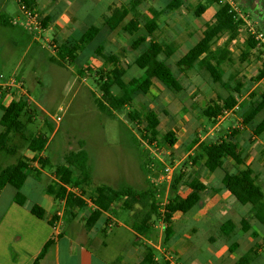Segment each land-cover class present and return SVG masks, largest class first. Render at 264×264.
<instances>
[{"label": "rangeland", "instance_id": "obj_1", "mask_svg": "<svg viewBox=\"0 0 264 264\" xmlns=\"http://www.w3.org/2000/svg\"><path fill=\"white\" fill-rule=\"evenodd\" d=\"M127 1L117 0L116 6ZM201 1L182 0L183 6L176 12L164 11L169 0H150L138 8L141 15L148 18L151 17L147 12L149 8L165 12L161 15V19H158L159 30L154 35V39L159 43L171 41L180 43L179 50L167 60L166 65L170 63L169 66L182 90L175 93L153 80V87L147 95L138 96L129 107L118 113H112L113 117H109L105 112L109 109L102 101L94 81L95 73L104 71L108 67L102 63L101 59L90 55L102 43V54L117 57L118 65L125 70V81L137 77L139 72L132 64L140 51L132 52L129 49L134 37L119 33L109 34L103 28L97 38L82 51V54H79L74 62H60L61 65L51 63V60L56 58L54 49L60 42L67 41L68 29L71 36L79 37L85 31V27L78 22L85 16L83 24L89 20V24L99 26L101 17L107 13L108 3L113 1L41 0L39 4L44 7V10L33 8L40 22L38 27H23L15 30L0 26V64L2 66L0 76L3 80L11 75L19 79L22 83L20 92L26 94L28 101L22 102L18 98L19 89L10 90L9 93L13 92L16 97L14 101L24 107V115L20 121L25 124L32 137L41 135L47 138V144L41 157H48L51 166L45 168L44 173V170L41 171L39 178L33 177L34 179L31 178L33 176L31 168L34 167L29 166L26 169L29 172V178L19 190L24 198L23 206L26 209L35 204L45 209L44 218L37 220L39 223L45 225L53 217H49L46 213V207L51 204L61 209L57 214L60 216H56L61 218L64 201L57 203L47 197L45 191L42 192L44 186L54 181L52 173L54 166L62 162L66 154L84 150L91 169L90 184L87 187L80 186L79 191L76 189H71V191L86 201L87 207L90 208H92L89 202L90 195L95 187L101 185L113 189L128 187L138 191L153 186L157 190L156 198L161 207L167 202V190L173 177L182 178L183 183L178 190L180 198H183L186 191L185 183L189 180L196 179L206 186L207 190L199 194L200 201L191 211L184 215L175 214L173 216L170 237L184 246L185 250L180 253L181 259L176 254H167L169 241L164 242L161 224L151 225L154 231L151 235V242L156 249L153 246H146V249H153L157 259L156 263L166 264L164 257H172L183 264H207V262L216 264L221 257L224 264H228L229 247L236 244L237 249L232 254L235 257L233 260L235 263L239 257L249 251V247L255 245V238L248 233H242L241 228L240 232H236L233 236L231 233L223 235L218 229V226L226 221H231L235 227H240L242 218L249 214L248 207L238 204L221 185L224 174H234L237 166L226 160L223 162V167L216 169L213 173H208L203 168L202 161L198 159L201 154L197 147L199 144L215 143L232 135L231 140L237 142L245 165L251 167L261 191L264 192V149L256 151L258 149L255 148L257 141L260 142V139L264 138V133L259 138L253 137L251 131L241 122L243 116L240 117L249 109L248 103L257 102L260 94L264 92V78L257 83L254 82L262 64L258 52L264 49L257 47V50L249 53V57L244 62L239 61L240 54L246 50V40L250 36L264 35V0H217L201 17L196 18L192 14V8ZM223 3H229L238 20L242 21L236 34V40L228 41V36L224 34L211 45L213 60L218 58L222 50L230 53V62L228 60L222 63L213 61L217 63V69L223 80L228 82L225 88L219 84H213L202 70L193 69L180 74L174 64L188 51L190 46L201 38L202 31L211 15L213 16ZM44 13H47V16L50 15L49 18L52 20L46 28L41 25ZM4 14H8L10 19L13 18L19 26L24 23L23 14L16 0H0V17L4 18ZM76 29L77 34H73ZM47 30L50 33L49 36H53L56 32L55 37L46 38L48 35L44 36V34ZM188 33H191V37L187 36ZM42 34L43 39H49L48 42H41ZM34 37L41 38L38 42L33 39ZM82 68L83 76L77 73ZM238 84L240 89L238 94H235L234 87ZM114 93L120 95L117 92ZM228 95L238 98L237 103L240 108L237 112L226 117L217 115L208 118L202 115L207 108L220 105ZM129 110L139 113V125L133 126L128 122L126 115ZM148 112H155L159 121L157 127L159 142L157 140V143H153L152 146H149L147 142H142L139 134L140 131H144L142 119ZM262 120H264V109L252 124L256 126ZM168 131L175 133L176 147L174 145L170 148L163 142L162 137ZM193 142L197 146L194 151L189 152ZM10 146L15 151L14 155H0V169L14 165L21 158L29 159L25 156L27 142L21 140L18 135H12ZM251 148L255 151L251 152ZM28 155L32 156L29 153ZM191 159H194L196 163L192 164ZM30 164L32 162L28 165ZM166 170L169 171L168 174ZM73 175L78 176L74 171ZM212 188L219 189V192ZM7 192L15 193L16 191L11 187L6 188L1 198L0 219L10 201V195L6 194ZM119 207L120 203L117 202L112 205V210L107 212V216L103 215L102 232H98L90 248L83 245L86 234L84 221L89 216L88 212H77L75 219L69 224L58 222L60 226L56 227V233H60L66 241L70 239L74 242L73 254H77L79 250L84 253L91 249L97 256L109 260L114 259L116 262L114 264H121L122 257H125L128 251V246L136 248V244L141 240L134 237L131 243L133 236L123 226L130 229L131 227L130 224L124 222L126 213ZM160 212H162L161 209ZM235 212L238 213L239 222L233 221V218L236 219ZM78 214L79 219H77ZM198 214L209 219L210 227L194 223V219H199L196 217ZM28 219L34 218L31 216L21 218L19 215L16 221L23 220L25 223ZM6 221L15 222L13 214H9ZM75 221L77 222L72 224ZM254 223L259 226L261 232H264V228L254 221L250 222V226L252 227ZM182 225L186 226V230H181L182 227L179 229ZM108 226L111 227L105 233ZM51 238L57 241V235L52 234ZM86 241L89 239L86 238L84 244ZM224 243L227 244L228 249L225 254H220L223 248L220 246ZM62 245H66L68 250L70 244ZM208 245L213 246V249L204 250ZM246 247L248 251L244 249ZM250 250H255L256 253L252 262L257 257L256 262L252 264H264V241H259ZM50 259L48 258L47 264H51Z\"/></svg>", "mask_w": 264, "mask_h": 264}, {"label": "trees", "instance_id": "obj_2", "mask_svg": "<svg viewBox=\"0 0 264 264\" xmlns=\"http://www.w3.org/2000/svg\"><path fill=\"white\" fill-rule=\"evenodd\" d=\"M37 1L16 0L17 5L23 7L28 12L33 11ZM148 1L150 0H128L119 6L113 3L110 4L106 9V15L101 17L99 26L91 25L87 27L79 37L73 38L70 42L67 41L69 44H60L54 49L58 60L53 58L51 63L61 65V63L74 62L79 54H82V51L97 38L103 28L109 34L119 33L128 37H134L129 45L130 51L136 52L142 49L132 64L139 72L137 77L125 81V70L118 65L116 56L102 54V43L90 55L91 57L95 56V58L101 59L102 63L108 67L104 71H97L94 75V81L102 101L110 110H105L109 117L114 116L112 113H118L129 107L133 102V96L146 95L152 87L153 80L175 93L182 90L181 85L166 65V61L179 50L180 43L175 41L159 43L154 39V35L159 30L158 19L165 13L164 11L176 12L183 6V2L182 0H169L163 12L149 8L147 12L151 17L148 18L141 15L138 9ZM216 1L202 0L192 8L193 16L196 18L201 17ZM0 19V26L18 30L19 27L12 25L10 20H5L2 17ZM49 21V18L46 17L42 20L41 25L43 28L49 25ZM241 24L242 21L238 20L232 7L228 3H223L222 7L206 23L200 40L175 62L177 72L183 74L193 69L202 70L213 84H219L225 88L228 82L223 80L217 69V63L213 61L222 63L228 60L230 62V53L229 51L222 50L218 58L213 60L210 49L212 43L221 35L226 34L228 41L236 40V34ZM190 35L191 33L187 34V36ZM245 44L246 50L240 54V62H244L249 57L251 51L257 50V43L252 38H248ZM258 53L262 64L256 75L255 83L264 78V50H259ZM77 73L83 76V68L79 69ZM239 89V84L234 87L235 94H238ZM114 92L120 95L118 96ZM5 93L8 94L9 90H2L0 92V103L1 96ZM237 101V97L228 95L227 98L222 100L220 105L207 108L202 115L208 118L217 115L221 116L224 111H231L236 105H238L239 110L240 107ZM248 105L249 109L243 115H240V117L243 116L241 122L244 126L249 125L255 116L264 109V92L260 94L257 102L253 104L248 103ZM23 108L19 102L15 101H11L7 106L0 104V110L2 111L0 118V155H14L15 151L10 146V139L12 135H18L21 140L27 142V151L34 157V161H36V167L31 168V171L35 178H39L40 172L50 166L48 157H41L47 144V138L41 135L36 137L31 136L25 124L20 121L24 115ZM126 118L133 126L139 125L140 115L138 112L129 110ZM142 123L144 131L139 132L141 141L147 142L149 146H152L153 143H157L159 136L157 130L159 125L158 116L155 112H148L142 119ZM263 133L264 120L258 123L252 130V135L255 138L261 137ZM232 137V135H229L228 138L215 143L199 144L197 148L201 157L198 159L203 160L202 166L208 173H213L216 169L222 167L223 162L226 160L237 166L234 174H224L221 179V185L238 204L248 207L249 214L241 220V232L249 233L251 237L256 238L257 234L251 231L250 222L254 221L264 228V194L256 181L251 167L245 165L237 142L232 141ZM162 139L170 148L177 142L175 133L172 131L166 132ZM193 146H195V142H193ZM191 160L192 164L196 163L194 159ZM30 162L32 161L29 159L21 158L14 165L0 169V190L6 186L16 190L13 201L20 207L24 205V198L20 195L19 190L27 180L24 170L29 168L31 164H28ZM73 171L78 176H74ZM52 173L54 181L45 187V195L57 203L64 201L60 220L64 224H69L75 219L77 212L87 208L86 201L71 191V189L79 191L80 186L87 187L90 184L91 169L88 166L87 153L84 150H79L66 154L62 162L54 166ZM181 179V177H173L169 182L167 190L168 199L163 207L160 206L161 204L156 198L157 190L153 186L143 191L128 187L113 189L105 185L95 187L89 199L93 209L84 221L85 230H90L103 214L111 211L112 205L119 202V209L126 213L124 222L130 224L136 238L151 241V235L154 232L151 225L160 223L162 226L161 230L164 232V242L169 241L173 216L175 214L184 215L191 211L200 201L199 194L207 190L206 186L198 180L192 179L185 183V187L190 193L185 198H180L178 190L183 183ZM160 209L162 212H160ZM29 212L36 219L42 220L44 218L45 211L39 205H33ZM57 221L58 218L53 216L49 220L48 225L53 227ZM234 228L231 221H226L220 226L219 230L223 235H228ZM58 238L59 236H57ZM55 242L50 238L32 264H39ZM236 249L237 245L232 244L229 247V252L233 253ZM154 255L153 249L147 248L138 264H158ZM254 255H256L255 250H249L235 264H250Z\"/></svg>", "mask_w": 264, "mask_h": 264}, {"label": "crops", "instance_id": "obj_3", "mask_svg": "<svg viewBox=\"0 0 264 264\" xmlns=\"http://www.w3.org/2000/svg\"><path fill=\"white\" fill-rule=\"evenodd\" d=\"M40 1L41 0H38L37 1L36 4H38V5H37V7H34V8H36L38 10H44V7L41 4H39ZM111 1H113V2H109L108 3L109 5L112 4V3L116 5L117 0H111ZM18 8H19V6H18ZM19 10H20V8H19ZM20 12L22 13L21 10H20ZM3 17H4L5 20H10V22H11L12 25H15L17 27L19 26V25H17L14 22V19L13 18L12 19L9 18L8 14H4ZM45 17L46 18H49L50 15L47 16V13H44V18ZM161 17H160V19H161ZM211 17H212V15H211ZM83 19H80V21L78 22V24L83 25V27H85V30H86V28L89 27V26H91V24H89V20H88V22H86V24H83V22H84ZM23 20H24V15H23ZM49 20H50L49 23H51L52 20L50 18H49ZM20 26H19V28L26 27L23 24H21ZM65 28L67 29V27H65ZM20 30H23V29H20ZM55 34H56V32H55ZM55 34H53V36H49L50 33L47 30V32H45L44 36L45 35H48V37H46V38H49L50 39L51 37H55ZM68 34L69 35L67 37V41L68 40H72L73 38H76V37L71 36V34L69 33V29H68ZM73 34H77V29H76V31H74ZM38 35L40 36V34H38ZM40 38L41 37H38V38H35L34 37L33 39H36L35 41H38L39 42V39ZM41 39H42L41 42H48L49 41V39H47V40L43 39V34H42V38ZM67 41L60 42L58 45L69 43ZM191 47H193V46H190L188 48V50ZM141 50L142 49H140L138 51L141 52ZM35 51H37V50H35ZM171 63H174V62H171ZM166 64H167V61H166ZM169 64H168V67L170 68ZM1 68H2V66L0 64V70H1ZM170 70H171V68H170ZM172 73H173V71H172ZM0 77H2V76H0ZM138 96H145V95H141L140 94V95L133 96V102H132V104L134 103V100ZM14 100H16V97H15V95H14L13 92L12 93H8V94L5 93V94H2V96H1V103L0 104L2 106H7L11 101H14ZM1 116H2V111L0 110V118H1ZM257 116H258V114L255 116V118ZM254 119L252 120V122L254 121ZM252 122L249 125H247V128L251 131V133H252L253 128L255 127V124H252ZM0 130H1V128H0ZM263 139L262 140L260 139V142L257 141V143L255 145L256 146L255 148L258 149V150H256V151H261V150L264 149V146H263L264 145V140ZM196 146L197 145L193 146L190 149L189 152L194 151V149L196 148ZM174 147H176V145ZM252 151H255L254 148H251V152ZM25 156H27V158H29V160L32 161V164L30 166H32V167L35 168L36 167V164H35L36 161H34L35 160L34 157L33 156H29L28 155V151L25 152ZM201 161L203 162V160H201ZM222 167H223V165H222ZM191 169L193 170L194 168L192 167ZM45 171L46 170H44L43 173ZM24 173L27 175V178H29V176H28L29 175L28 170H24ZM48 175L49 174L47 173V176ZM33 177L34 176H32L31 178H33ZM7 187L8 186H6L2 190H0V213H1V206H2L1 198H2V195L4 194V192H5V190H6ZM212 189H214V188H212ZM185 190L186 191L184 193L183 198H185V196H187L190 193V191L186 187H185ZM214 190L217 191V192H219V189H214ZM44 191H45V186L42 189V192L43 193H44ZM262 192H263V190H262ZM6 194L10 195L9 196L10 201L7 204L5 210H4L3 214H2V217L0 219V264H32L34 262V260L36 259V257L38 256V254L40 253V251L42 250V247L51 238L52 234L59 236V238L57 239V241L55 242V244L52 246V249H50L47 252V254L45 255V257L41 260V262H39V264H47L48 258H51L50 259L51 260V264H114V263H116L114 259H110L109 260V259L103 258L101 256H97L95 253L92 252L91 249L88 252L85 251L84 253H83L82 250H79V252L77 254H73V250H74V244L73 243L74 242L72 240H70V239L68 241H66L65 239L62 238L63 236H61L60 233H56V227L57 226H60V225H58V222H61L59 218H58V221L54 223L53 227H50L48 225V222L49 221L47 222V224L45 223V225H43V223H39L37 221L38 219H36L35 217H33L30 214L29 210L31 209V207L33 205L29 209H26L25 206H21L20 207V206L16 205L14 203V201H13L16 192L15 193H9V192H7ZM263 194H264V192H263ZM4 206L5 205H3V207ZM111 210H112V208H111ZM58 211H61V209H58V207L56 205L51 204V205H49V206L46 207V213H47V215L49 217H52V216H60V215H57L58 214ZM91 211H92V208H90V207H87V208H85L83 210V212H85V213L88 212V214H90ZM9 214L10 215L13 214L14 219H15V222L8 223L6 221L7 216ZM19 215H20L21 218L22 217L23 218H30V216H31V218H34V219H28L27 222H25V223L23 222V220L20 221V222H18L16 220L18 219V216ZM103 215L104 216H107V213L106 214H103ZM103 215L98 219V221L95 223V225L90 230L85 231L86 234L84 236V240L86 238L89 239V241H86L85 244H84V240H83V245L85 247L90 248V246L92 245L91 243L93 242V240L96 239L97 235L99 234L98 232H102V226H103V223H104V216ZM235 215H236V217H235L236 219H234L233 217H230L229 215H228V217L233 218V221H235V222H239L238 219H237V217H239L238 216V213L235 212ZM196 217H198L199 219H197V218L194 219V223L195 224H199L201 226L210 227L211 224L208 223L209 222V219L208 218H206V217H204V216H202L200 214H198ZM77 219H79V214L77 216ZM76 222L77 221L73 222L72 224H75ZM220 226H218V229L220 228ZM80 227H81V225H80ZM82 227H83V225H82ZM110 227L111 226H108V229L106 228L104 232L105 233L108 232ZM123 227H124V229L127 232L131 233V235L133 236V238L130 240L131 243H132V240H134L135 234L132 232V230L130 228H128L126 226H123ZM180 228H181V230H186V226L185 225L179 226V229ZM251 231L252 232H255L257 234V238H255V245L254 246H256V244L259 243V241H261V240L264 241V236H263L264 234L262 235V232L263 231L262 232L260 231V228H259V226L257 224H255V223L253 224V226L251 227ZM192 232H194V230H192ZM219 232H220V230H219ZM236 232H240V227L239 226L234 228V230L231 232V235L233 236ZM139 239L141 241H139V243L136 244L137 245L136 248H133L132 246L131 247L128 246V251L125 253V257H122L121 264H138L141 261L142 256L144 255V253L146 251V246H153L156 249V247L154 246V244L151 241H146V240L141 239V238H139ZM214 240H215V238H214ZM76 241H78V240H76ZM62 242L69 243L70 244V245H68V250L66 249V245H62V244H64ZM218 243H217V246H218ZM167 244H168V253L167 254H172V255L173 254H176L177 257L180 258L181 251H184L185 250L184 246L181 245L178 241L177 242L176 241H173L172 240V237H170V240H169V242ZM226 245L227 244L224 243V244H222L220 246V248L223 247V248H221L220 254H225L226 250L228 249L226 247ZM60 246H62L63 248H61ZM213 246H214V244H213ZM213 246H209V245H208V247L205 246L204 250L205 249L212 250L213 249ZM253 247H251V248L249 247V249L246 247L244 249L246 251H248V250L252 249ZM10 251H12V254H10ZM64 251H65L66 254L64 253ZM62 252H63V254L61 255ZM233 253H230L229 250H228V257L230 259V260L228 259V264H235L236 261L240 258L239 257L235 261V263H233V260L235 259V257L232 255ZM50 254H52V255H50ZM154 257H155V255H154ZM225 257H227V255ZM164 258L166 259V257H164ZM155 260L157 261L156 258H155ZM256 260H257V257L250 264L256 262ZM231 261H232V263H231ZM207 264H208V262H207ZM216 264H224V260H222V258L220 257V260Z\"/></svg>", "mask_w": 264, "mask_h": 264}, {"label": "built area", "instance_id": "obj_4", "mask_svg": "<svg viewBox=\"0 0 264 264\" xmlns=\"http://www.w3.org/2000/svg\"><path fill=\"white\" fill-rule=\"evenodd\" d=\"M19 8L24 15V20H25L23 23L24 26H26V27H38L40 25L37 14H35L33 11L28 12V11L24 10L23 7H21V6H19ZM263 36L264 35H254V36H250L249 38H252L257 43L256 48L262 47L264 49V37ZM21 84L22 83L19 81V79L15 75H11L9 77H6L4 80H3V77H0V92L2 90H9L10 91V90L19 89L18 98L22 102L28 101L26 94L20 92ZM237 110H238V105H236L231 111H224L222 115H223V117H226L229 114L236 112ZM166 172L168 174L169 171L166 170ZM166 263L167 264H182L180 261L175 260L172 257L166 258Z\"/></svg>", "mask_w": 264, "mask_h": 264}]
</instances>
